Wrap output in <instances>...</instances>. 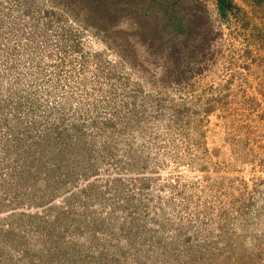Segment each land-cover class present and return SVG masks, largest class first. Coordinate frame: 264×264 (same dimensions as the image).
Wrapping results in <instances>:
<instances>
[{
	"label": "rangeland",
	"instance_id": "1",
	"mask_svg": "<svg viewBox=\"0 0 264 264\" xmlns=\"http://www.w3.org/2000/svg\"><path fill=\"white\" fill-rule=\"evenodd\" d=\"M232 1L185 0L193 51L98 0H0V264H264V2Z\"/></svg>",
	"mask_w": 264,
	"mask_h": 264
},
{
	"label": "trees",
	"instance_id": "2",
	"mask_svg": "<svg viewBox=\"0 0 264 264\" xmlns=\"http://www.w3.org/2000/svg\"><path fill=\"white\" fill-rule=\"evenodd\" d=\"M98 1H101V3L96 5L95 9H93V7L89 8V13H92L91 11L93 10L99 12L98 16L101 21L100 27H106L107 21H111L112 17H118L122 11H128L129 9L134 16L138 18L143 17L142 22L145 17L149 18L147 19L149 20L147 25H145V22L142 24V27H144V33H147L145 29L147 30V28L152 27L153 34L157 33L159 35L160 33L163 39L164 37H171L173 40H177L184 37L187 39L195 36V39L198 41L199 38V40L202 41V44L194 46L195 48L193 51L199 49L203 50L210 43V35L213 30L207 25V23L202 22L201 20L202 12L204 15L205 9L199 7L196 8L195 13L193 14L182 15L188 11L187 8L183 6L185 0H133V6H130L129 4L127 5L126 3L124 4L125 0H118L119 2H123L119 6L116 5L119 2H115L116 6L114 5V7L104 5L102 0ZM259 1L264 2V0ZM188 2H190V0H188ZM216 6L217 11L221 16L227 15L234 9L237 10V6L232 0H216ZM150 21L152 22L150 23ZM161 32L165 33L164 36H162ZM177 36L178 38H176ZM161 42L162 45H164V41ZM180 51V49L177 51L176 48H170V57L178 56L174 54Z\"/></svg>",
	"mask_w": 264,
	"mask_h": 264
}]
</instances>
